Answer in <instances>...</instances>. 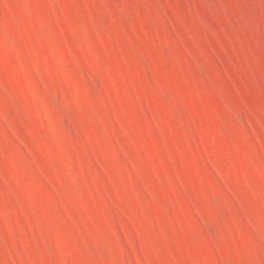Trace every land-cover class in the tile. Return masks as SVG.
<instances>
[{
    "label": "rangeland",
    "instance_id": "1",
    "mask_svg": "<svg viewBox=\"0 0 264 264\" xmlns=\"http://www.w3.org/2000/svg\"><path fill=\"white\" fill-rule=\"evenodd\" d=\"M0 264H264V0H0Z\"/></svg>",
    "mask_w": 264,
    "mask_h": 264
}]
</instances>
